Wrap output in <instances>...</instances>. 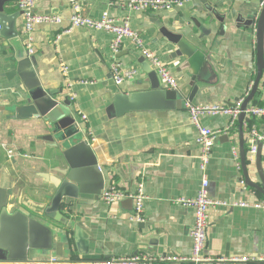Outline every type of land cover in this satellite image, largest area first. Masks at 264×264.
<instances>
[{
    "label": "crops",
    "instance_id": "1",
    "mask_svg": "<svg viewBox=\"0 0 264 264\" xmlns=\"http://www.w3.org/2000/svg\"><path fill=\"white\" fill-rule=\"evenodd\" d=\"M17 1L9 4V14L18 12ZM74 1L81 4L82 14L91 19L98 20L109 13L118 21H129L145 47L175 76L178 90L186 87L187 94L191 92L188 85L191 76L182 66L185 60L175 57L169 35H163L164 31L188 38L204 53L208 64L200 74L202 79L197 83L199 89L193 103L186 102L181 110L135 111L112 116L109 108L115 94L151 90L152 83H160L159 76L149 70L148 61L142 60L141 51L130 39H125L119 53L114 54L113 36L106 31L75 28L64 33L73 15L71 0H36L38 13L58 15L64 21L59 26H39L32 36L33 56L42 84L47 90L61 91L56 98L62 103L69 102L68 109L75 112L78 122L86 124V139L105 177V190L114 187L134 193L142 186L147 197L143 222L135 220L131 200L112 205L103 199L64 202L59 222H48L55 232V243L65 237L59 234L70 235L71 245L62 247L58 258L189 257L194 211L176 203L180 198L195 197L202 182L198 133L191 123L189 109L198 105L234 106L249 95L257 76V51L256 29L246 26V22L259 13L264 0H208L222 15L221 21L204 13L201 0H190L172 11L145 13L130 11L128 0ZM16 26L22 36V14ZM13 56L12 48L0 39V162L12 182L11 207L25 196L49 202L55 189L43 175L56 177L55 170L66 166L59 150L51 148L45 140L48 132L43 120H19L3 110L25 103L27 91L21 81L7 77L15 67ZM114 63L125 71H134L135 75L117 86L112 78ZM258 103L264 105V73L251 106ZM246 118L249 121L243 123L245 149L249 170L255 172V164L250 161L252 134L254 128L264 135V117L252 118L247 114ZM201 123L223 132L215 141L206 172L210 199L227 205H250L209 209L204 254L213 259L248 256L257 259L256 264H264V210L253 207L264 203V198L243 180L239 123L229 133H225L230 127L226 116L204 117ZM4 146L15 152L12 159L7 157ZM56 154L61 158L59 163L52 161ZM51 256L57 257L50 253L38 260Z\"/></svg>",
    "mask_w": 264,
    "mask_h": 264
},
{
    "label": "water",
    "instance_id": "2",
    "mask_svg": "<svg viewBox=\"0 0 264 264\" xmlns=\"http://www.w3.org/2000/svg\"><path fill=\"white\" fill-rule=\"evenodd\" d=\"M11 2L12 0H0V39L6 41L14 53L15 67L8 73V79L18 78L27 92L24 104L12 105L3 110L9 111L19 120H43L44 128L48 132L45 140L49 141L51 148L59 150L66 165L55 170L58 175L56 177L43 175L44 180L55 189L49 202H37L25 196L17 206L11 207L12 182L0 162V264H38L42 262L38 260L41 255L53 253L59 257L61 248L71 245L69 234H59L65 237L62 242L55 243V232L48 223L59 222L62 204L70 200L102 199L106 180L95 152L86 139V124L78 122L75 112L68 109L69 102L62 103L56 98L61 91L47 90L42 84L36 69V57L29 55L16 26V20L22 13H8ZM201 3L205 14H211L221 21L223 17L216 7L208 0H201ZM246 26L256 29L257 76L249 95L242 102L238 118L240 161L245 185L264 198V144L258 141L252 143L256 151L250 159L255 164V172H251L243 132L244 121H249L246 112L251 108L264 73V4L259 13L246 22ZM166 33L175 57L185 60L182 66L191 76L188 83L191 92L187 94L186 87L179 90L166 89L161 85L160 79L158 85L151 82V90L115 94L113 105L109 108L112 116L120 117L135 111L181 110L186 102L193 103L199 89L197 83L202 79L200 74H203L202 70L204 66L207 67L208 62L204 53L195 44L194 47L188 38L175 37L170 31H164L163 35ZM142 60L146 61L144 57ZM147 67L156 73L149 64ZM60 159L56 154L52 161L59 163Z\"/></svg>",
    "mask_w": 264,
    "mask_h": 264
},
{
    "label": "built area",
    "instance_id": "3",
    "mask_svg": "<svg viewBox=\"0 0 264 264\" xmlns=\"http://www.w3.org/2000/svg\"><path fill=\"white\" fill-rule=\"evenodd\" d=\"M189 1L190 0H128L127 5L128 9L134 13H145L172 11L173 9L183 7ZM71 6L73 15L68 21L69 29L64 33L75 28L106 31L113 36L111 49L114 54L119 53L121 45L125 39H130L160 77L162 85L166 89L178 88V81L175 76H173L169 68L157 55L145 47L143 39L133 31L129 21H118L112 18L109 13H104L100 19L94 20L82 14V7L79 2L71 0ZM16 7L23 16V37H21L25 39L23 40L29 55H33L32 36L35 29L42 25L59 26L62 25L64 21L58 15L38 13L35 10L36 0H18ZM58 39L59 36L57 37V40ZM63 70L66 72L67 68L63 67ZM134 75V71L123 70L119 63H114L112 66V78L117 86H121L125 80L132 78ZM243 101L244 100L238 102L234 106L198 105L191 106L189 109L191 123L194 125L198 133L196 143L200 147L199 168L202 172L201 189L198 194L193 198H180L176 201L181 207L194 211V225L191 230L192 253L189 257L172 256L164 259H152L146 255H135L132 257H116L99 260H62L58 257L51 256L38 264H164V262L167 261L184 264H256L258 260L248 256H230L213 259L204 254L208 238L209 209L211 207L248 208L250 205L248 203L227 205L210 199L209 180L206 172L212 159V149L215 141L223 132L213 131L203 126L201 119L204 117L226 116L230 119V127L225 133H229L237 124L239 115L241 114V105ZM246 113L252 118H261L264 117V107L251 106ZM82 119L85 121L86 117L83 116ZM252 137L254 142L258 141L264 144V135L257 133L254 128ZM3 148L6 150L9 159H12L15 156L13 150H7L5 146ZM255 151L256 148L254 146L251 147V154H254ZM102 199L107 205L131 200L134 203L135 220L138 222L144 221V207L147 197L144 194L142 186H140L134 193H127L125 191L117 190V188L110 187L103 192ZM253 207L264 210V203H257Z\"/></svg>",
    "mask_w": 264,
    "mask_h": 264
},
{
    "label": "trees",
    "instance_id": "4",
    "mask_svg": "<svg viewBox=\"0 0 264 264\" xmlns=\"http://www.w3.org/2000/svg\"><path fill=\"white\" fill-rule=\"evenodd\" d=\"M254 106H256V107H264V105H262L261 103H258V104H256V105H254ZM253 126V125H252ZM236 127V126H235Z\"/></svg>",
    "mask_w": 264,
    "mask_h": 264
}]
</instances>
